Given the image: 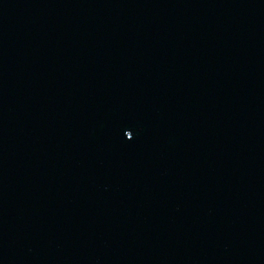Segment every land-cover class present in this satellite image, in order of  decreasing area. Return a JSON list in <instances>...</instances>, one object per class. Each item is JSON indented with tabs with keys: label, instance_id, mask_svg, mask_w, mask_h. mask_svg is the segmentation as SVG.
I'll list each match as a JSON object with an SVG mask.
<instances>
[{
	"label": "water",
	"instance_id": "1",
	"mask_svg": "<svg viewBox=\"0 0 264 264\" xmlns=\"http://www.w3.org/2000/svg\"><path fill=\"white\" fill-rule=\"evenodd\" d=\"M0 264H264V0H0Z\"/></svg>",
	"mask_w": 264,
	"mask_h": 264
},
{
	"label": "snow or ice",
	"instance_id": "2",
	"mask_svg": "<svg viewBox=\"0 0 264 264\" xmlns=\"http://www.w3.org/2000/svg\"><path fill=\"white\" fill-rule=\"evenodd\" d=\"M125 135H127V133H126V132H124V136H125ZM128 138H131V137H130V135H128Z\"/></svg>",
	"mask_w": 264,
	"mask_h": 264
}]
</instances>
